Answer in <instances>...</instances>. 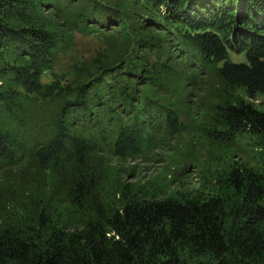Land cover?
Listing matches in <instances>:
<instances>
[{
  "label": "trees",
  "instance_id": "trees-1",
  "mask_svg": "<svg viewBox=\"0 0 264 264\" xmlns=\"http://www.w3.org/2000/svg\"><path fill=\"white\" fill-rule=\"evenodd\" d=\"M0 264H264V0H0Z\"/></svg>",
  "mask_w": 264,
  "mask_h": 264
},
{
  "label": "rangeland",
  "instance_id": "rangeland-1",
  "mask_svg": "<svg viewBox=\"0 0 264 264\" xmlns=\"http://www.w3.org/2000/svg\"><path fill=\"white\" fill-rule=\"evenodd\" d=\"M103 48V39L99 36H82V35H76L74 46L73 48L67 53L61 56L60 60L58 61V65L56 67V72L62 73L64 72L68 66L71 64L78 62V61H89L92 60L96 53L100 51ZM230 59L234 62L241 63L245 62L246 58L245 55H239L234 52H229ZM45 80H49V77H46ZM183 124L190 129L191 133H195V130L191 129V120L188 118L187 114L183 113L181 115L180 119ZM187 130V129H186ZM191 133H185V136L182 137V140L180 141V144L177 145L178 147H181V144L189 139ZM176 145V142H174ZM153 153V154H152ZM160 153V151H154V152H148V154L144 156H136L135 158H128V161L119 160L118 158H113V164L120 163L121 165H137L139 166L138 171L140 172V176L132 177L133 180L140 179L141 177L144 178L145 181L153 179L154 176L157 174H162L165 170V168L171 169L175 167H180L183 164H185V159L180 157L178 154L174 157L175 160H173V164L169 166L170 162L167 158V156L171 155L173 151H167L164 153V156H157L156 154ZM163 154V153H162ZM179 164L176 165L175 164ZM188 163V162H187ZM190 163V162H189ZM167 165L169 167H167ZM199 170H196L194 168L189 169L181 178L182 183L175 182L173 187L174 188H182L183 185L185 188H193L196 186V183H198V172ZM132 178L127 177L128 180H131Z\"/></svg>",
  "mask_w": 264,
  "mask_h": 264
}]
</instances>
